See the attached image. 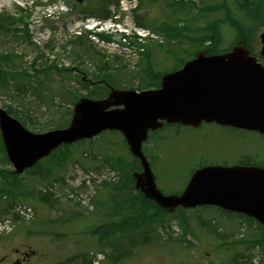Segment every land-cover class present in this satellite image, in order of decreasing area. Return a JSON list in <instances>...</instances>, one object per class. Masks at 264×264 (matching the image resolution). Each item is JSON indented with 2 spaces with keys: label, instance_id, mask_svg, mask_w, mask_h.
<instances>
[{
  "label": "rangeland",
  "instance_id": "rangeland-1",
  "mask_svg": "<svg viewBox=\"0 0 264 264\" xmlns=\"http://www.w3.org/2000/svg\"><path fill=\"white\" fill-rule=\"evenodd\" d=\"M113 1L84 0L75 6L74 0H0V18L9 16L13 21L11 26L0 27V55H11L5 64H0L1 68L31 75L29 84L23 77L8 76L7 83L0 81V108L11 109L12 116L24 122L31 132L57 129L70 119L74 97H102L101 90L93 95L88 93L104 76L115 77L114 83L120 88H135L143 84L141 77L147 74L148 65L158 73L178 68L197 49L211 45L208 36L213 32L219 35L214 48L218 52L228 50L236 38V30L226 19L225 7L228 4L230 14L240 22L246 17V12L234 3L237 0H137L135 11L128 15L118 12ZM104 9L109 13L115 11L116 20L112 21L121 23L120 29L139 21L143 27L162 35L163 40L159 37V43L149 42L145 51H141L131 36L123 39L122 32L108 31V40L90 34L87 29L91 21L86 19L104 20ZM261 9L249 8V16ZM20 17L22 22L18 20ZM255 21L256 16L248 17L246 25L252 27ZM261 30L262 22L253 27L249 44L258 43ZM2 75L0 72V79ZM80 78L90 81L88 87ZM148 138L143 149L156 185L164 194L179 193L190 175L204 165L229 166L242 157L264 164V134L252 130L216 123L197 127L170 124L150 131ZM1 151L0 169H12ZM87 151L100 154L102 160L84 157L83 152ZM56 152V157L65 159L54 163L52 175L25 171L19 177V186L29 194L15 202L28 203L35 215L28 222H12V229L8 226L3 231L0 229V258L9 252L14 258L17 254L12 250L29 248L36 255L22 264H86L87 260L92 264H245L248 260H240L241 253H246L250 245L260 246L257 242L246 244L233 240L239 239V225L246 221L245 237L262 241L264 232L256 223L208 205L192 210L177 207L174 211L173 217L178 218L182 229L197 240L193 247L176 239H161L156 233L157 222L149 229L125 231L119 244L112 236L100 244L93 231L105 222L118 221L130 209L125 203L129 198L126 187L131 182L113 165L118 158L123 165L124 161H131L123 139L118 132L107 130ZM73 162L86 169H99L105 163L121 175L118 182L97 190L92 209L51 198L41 200L42 195L36 190L43 183L61 179ZM1 173L0 189H10L8 178ZM124 180L129 185L124 186ZM20 187L11 190L18 192ZM3 192L0 191V221L5 219L10 203ZM213 218L219 222L221 231L209 224ZM253 255L258 256L255 258L258 264H264V247L260 246V252Z\"/></svg>",
  "mask_w": 264,
  "mask_h": 264
},
{
  "label": "water",
  "instance_id": "water-1",
  "mask_svg": "<svg viewBox=\"0 0 264 264\" xmlns=\"http://www.w3.org/2000/svg\"><path fill=\"white\" fill-rule=\"evenodd\" d=\"M257 56L264 58V29L253 54L242 45L222 54L198 52L181 69L163 75L157 89L112 88L100 100L80 98L67 127L42 134L26 130L0 108L7 158L19 174L63 144L117 130L140 163L141 171L132 172L136 190L163 210L216 205L252 216L264 226V167L204 166L193 172L181 194L165 195L141 151L149 129L164 123L195 127L216 122L264 134V67Z\"/></svg>",
  "mask_w": 264,
  "mask_h": 264
},
{
  "label": "trees",
  "instance_id": "trees-1",
  "mask_svg": "<svg viewBox=\"0 0 264 264\" xmlns=\"http://www.w3.org/2000/svg\"><path fill=\"white\" fill-rule=\"evenodd\" d=\"M238 4L239 9H242L243 12H246V17L244 18V21L247 19L248 17H257V21L258 18H261V22L264 23V0H237L236 1ZM253 7H256L257 9H261L260 12H256L258 10H256L254 12V15L249 16L250 12L248 11L249 8H251V10L253 9ZM228 4L226 6V19L227 21L230 23V25L236 29L237 32V37L235 39V42L237 44H243L246 47H250L249 46V36L252 32L253 27H248L245 25V23L240 22L238 19L234 18L233 14H230V11L228 9ZM103 12L106 14L105 16H107V14L109 13L108 10L104 9ZM2 18H0V27H8L11 26L12 24V18L9 16H2ZM256 22V21H255ZM139 24H141L139 21L137 22ZM13 25V24H12ZM258 25V23L255 24V26ZM23 29L26 32L25 26L23 27ZM218 34L216 33H211L208 37L211 40V46L209 47H205V48H201V50H203L206 54H215V53H219L217 51L216 48H214V45L217 43L218 41ZM100 37H104L107 38L109 36H104V35H100ZM25 38L27 39V37L25 36ZM226 51V50H225ZM9 57H11L10 54H1L0 55V61L2 62H6L7 60H9ZM32 65H34V62L32 63ZM105 69H107V66H105ZM2 72V78L0 79L2 82H6L7 77L11 76V77H23L25 82L27 84L30 83V77L31 75L26 72V71H14V72H8V71H1ZM100 78V77H98ZM80 80L82 81V84L84 86H88V81L85 80L83 81L82 78H80ZM104 80L108 81L109 83H114L115 81V77L113 76H104ZM159 80H160V76L159 73L155 72L150 65H148L147 68V75H143L141 77V81H143L142 85L137 86V88H156L159 86ZM99 90L102 91V95L106 94V89H104V87H101ZM98 90H92L89 91V94L93 95L96 94ZM78 98V97H77ZM75 98L74 101L77 99ZM68 120H65L63 123L59 124L58 127H63L65 125H67ZM0 150H2L1 152L4 154V148L3 145L1 144V138H0ZM56 150H54L48 157L38 161L34 167L27 169L26 171H38V173L42 176H50L52 175L53 171H50L51 169L54 168L55 166V162H61L62 160H64L65 158L63 157H56ZM61 155V153H59ZM54 156L56 158H54ZM6 158V156H5ZM52 159V162H50ZM53 160H55L53 162ZM122 161H120V158H118V161L113 164L114 166H116V168H118L119 171H123V175H126V178H128L131 182V184L129 186L126 187V190L128 192V202L125 203V206L130 208L129 210L125 211L123 213V215L120 217V219L118 221H111V222H105L101 225H99V227H97L94 231L93 234L96 235V239L97 242L100 244H103V240H108L109 236H112V238L114 239V241L116 240V243L119 244L120 238L122 237L123 233L125 231H131L134 230L135 228H140L142 227L143 229H149L152 228L153 225H155V223H159L162 222L163 218L168 214L167 212L163 211L161 208H159L154 202L145 199L141 193L137 192L134 187H133V179L130 175V170L136 167V159H132L129 162H125L124 165L123 163H121ZM39 164L38 168H36V166ZM245 163H249V159L247 158V161H245ZM7 171V172H6ZM3 172V173H1ZM0 173L2 174L3 177H7L9 180V186L10 189L4 187L1 188L0 191H4L3 193H6V195H8L9 197V206H11L12 202H15V200H17L18 198H24L26 199L27 194H29L28 192H25L22 190V188L19 186L21 184V182L18 180L19 177L21 178V175H17L13 172V170H1L0 169ZM6 173V174H5ZM20 187L21 190L18 192H14L11 190V188L14 190H17V188ZM23 194V195H20ZM41 200H45V201H50V197L47 195H42ZM99 234V235H98ZM101 234V235H100ZM170 240H173L170 238ZM86 264H92L91 261L87 260L85 262Z\"/></svg>",
  "mask_w": 264,
  "mask_h": 264
},
{
  "label": "flooded vegetation",
  "instance_id": "flooded-vegetation-1",
  "mask_svg": "<svg viewBox=\"0 0 264 264\" xmlns=\"http://www.w3.org/2000/svg\"><path fill=\"white\" fill-rule=\"evenodd\" d=\"M13 253H16V257H12L10 252L6 255H3L0 258V263L2 264H22L25 263L26 261H29L32 256H35V252L30 250L29 248H22V250L15 248L12 250Z\"/></svg>",
  "mask_w": 264,
  "mask_h": 264
}]
</instances>
